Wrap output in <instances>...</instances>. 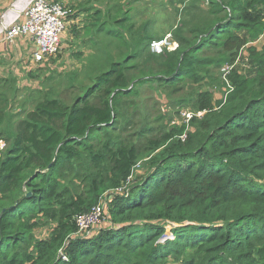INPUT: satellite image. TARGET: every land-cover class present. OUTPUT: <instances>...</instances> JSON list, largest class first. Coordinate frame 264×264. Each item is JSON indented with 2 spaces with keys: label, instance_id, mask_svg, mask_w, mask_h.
Here are the masks:
<instances>
[{
  "label": "trees",
  "instance_id": "1",
  "mask_svg": "<svg viewBox=\"0 0 264 264\" xmlns=\"http://www.w3.org/2000/svg\"><path fill=\"white\" fill-rule=\"evenodd\" d=\"M91 2L77 9L90 40L104 32L126 51L88 56L83 80L26 88L17 116L0 91V264H264V0H209L208 19L161 55L122 0ZM242 51L248 74L234 67ZM212 69L221 99L200 88ZM158 87L178 116L204 115L165 127L130 112ZM100 202L107 225L80 236L77 218Z\"/></svg>",
  "mask_w": 264,
  "mask_h": 264
},
{
  "label": "rangeland",
  "instance_id": "2",
  "mask_svg": "<svg viewBox=\"0 0 264 264\" xmlns=\"http://www.w3.org/2000/svg\"><path fill=\"white\" fill-rule=\"evenodd\" d=\"M16 1L17 0H10L7 2L6 0H0V31L3 29V26L1 25L3 16L6 12L13 9ZM48 1L58 4L63 11L71 12V14L73 13L71 16L73 21H71L68 17L66 19V27L64 32L61 34L60 50L55 58L50 57L43 62L33 61L35 64H33L28 71L25 69L23 62L20 61V56L17 53V49L20 46L13 44L10 45L8 42L0 41V91H3L8 95V101L10 104L6 107L5 113L8 112L10 115L17 116L22 103L27 100V91H25L26 88H31L32 90L41 89V81L46 77H66L70 72H77L79 78L83 80L86 67L85 59L88 56L96 54V51L107 52L111 49L113 50V55H115L116 51L123 47L116 46V40L105 35L104 32L98 33L97 35L94 34L93 40H90L89 35L83 28V25L87 23L85 16L82 14L77 15V9L79 8V3L77 2L80 0ZM85 1L86 0H81L80 4H83ZM200 1L122 0V3H125L126 5L124 7L130 10L129 13L133 19L131 22L134 23L136 30L145 28L146 34L150 36L149 41L156 39L159 40L167 34H170L173 41H175L174 35L180 30L186 34L187 30L192 26L193 22H195L197 18L200 17L208 19L210 4L205 5ZM104 2L105 0H99L98 3V0H95V6L89 8L103 9L104 6H102V4ZM83 5V8L88 7L87 3ZM96 11L97 10H93L92 13ZM98 16L99 13L96 17ZM108 28L109 30L111 29L110 26H108ZM99 29L100 27H98V30ZM102 29L106 32L108 31L103 27ZM86 30L91 31V26H87ZM74 32H76L77 35H75ZM17 39L18 38L15 40ZM15 40L11 43H14ZM130 43H132V41L127 38V45L129 48H131ZM257 48H261L259 41L257 43ZM121 50L126 51L127 49L122 48ZM234 67L242 74H248L252 70L253 63H251V59L246 51H242L240 53ZM219 71V69H212L210 73L202 74L203 76L206 75V79L200 86L202 90L212 91L217 99H221L222 95L229 89L228 85H224L223 81L221 82ZM221 72L225 73L226 71L222 69ZM51 82L52 81H47V83ZM16 89H18V91ZM164 90L160 87L155 88L154 90L150 88L142 89L140 95L135 99L138 109L130 110V112L135 111L138 118H142L143 115H149L152 118L158 114L166 115L167 118H165L162 123L165 127H169L171 124V117L173 118V122L179 123L181 116L180 114L179 116L176 114L177 108L171 104L173 97H169ZM26 107L27 110L30 109L31 103H27ZM179 111L185 112L187 110L180 109ZM3 128V131L10 132L8 123H6ZM101 206L102 213L98 220L94 224H84L83 230L79 233L80 236H86L88 234L91 235L101 226L107 225V221H104L106 218L105 203L101 204ZM173 226L176 225L173 224ZM169 228L170 226L167 227L168 230ZM49 231L48 227L39 228L34 231V236L37 239H43L49 235ZM258 259L259 257H257V260ZM172 261L173 259L170 258V260L165 264H174ZM260 264L263 263L260 261Z\"/></svg>",
  "mask_w": 264,
  "mask_h": 264
},
{
  "label": "built area",
  "instance_id": "3",
  "mask_svg": "<svg viewBox=\"0 0 264 264\" xmlns=\"http://www.w3.org/2000/svg\"><path fill=\"white\" fill-rule=\"evenodd\" d=\"M20 1L18 7L20 12L15 14L5 13L1 25L0 38L11 43L19 37L31 39L35 47L32 54V61L43 62L47 58L53 57L59 53L61 34L66 27V19L71 12L63 11L58 4L48 0H17ZM200 1V0H199ZM203 4H209V0H201ZM150 54L161 55L166 52H173L178 47V43L173 41L172 36L167 34L159 40H152L148 45ZM204 112L192 113L189 110L180 112L181 119L188 124L193 118H200ZM177 122H173L176 124ZM182 136L180 138H184ZM3 149V143L0 142V151ZM104 202H100L88 215L77 218L79 233L83 230V225L94 224L102 213Z\"/></svg>",
  "mask_w": 264,
  "mask_h": 264
},
{
  "label": "crops",
  "instance_id": "4",
  "mask_svg": "<svg viewBox=\"0 0 264 264\" xmlns=\"http://www.w3.org/2000/svg\"><path fill=\"white\" fill-rule=\"evenodd\" d=\"M7 2H9L10 0H6ZM87 1V0H86ZM85 1V2H86ZM94 1L95 0H92L91 4H93V7L95 6L94 4ZM20 1H16L14 3V7L12 10H9L8 11V14H10V12L12 13H19L20 12V9L18 8V4H19ZM80 1H78L77 3H80ZM98 3H99V0H98ZM97 3V4H98ZM3 15V14H2ZM1 15V16H2ZM131 16V14H130ZM133 17V16H132ZM0 41H5L7 42L6 40L4 39H1L0 38ZM17 42V43H16ZM151 42V41H150ZM9 43V42H8ZM16 43V44H15ZM10 45H19L20 47L17 49V53L18 55L20 56V61L23 62V65L25 66V69L26 70H30V68L33 66V64H35L33 61H32V53L34 52L35 50V47L33 45V42L31 41V39L27 38V37H20L18 38L17 40L14 41V43H9ZM5 45V43H4ZM9 47V46H8ZM28 57V58H27Z\"/></svg>",
  "mask_w": 264,
  "mask_h": 264
},
{
  "label": "clouds",
  "instance_id": "5",
  "mask_svg": "<svg viewBox=\"0 0 264 264\" xmlns=\"http://www.w3.org/2000/svg\"><path fill=\"white\" fill-rule=\"evenodd\" d=\"M71 15H73V14H71ZM71 15H70V16H71ZM70 16H69V17H70ZM69 17H68V18H69ZM173 52H174V51H173Z\"/></svg>",
  "mask_w": 264,
  "mask_h": 264
},
{
  "label": "water",
  "instance_id": "6",
  "mask_svg": "<svg viewBox=\"0 0 264 264\" xmlns=\"http://www.w3.org/2000/svg\"><path fill=\"white\" fill-rule=\"evenodd\" d=\"M28 196H29V195H28ZM28 196H27V197H28Z\"/></svg>",
  "mask_w": 264,
  "mask_h": 264
}]
</instances>
